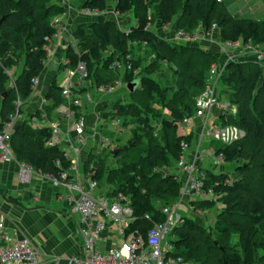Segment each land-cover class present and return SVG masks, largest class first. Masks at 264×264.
Segmentation results:
<instances>
[{"label":"trees","instance_id":"obj_1","mask_svg":"<svg viewBox=\"0 0 264 264\" xmlns=\"http://www.w3.org/2000/svg\"><path fill=\"white\" fill-rule=\"evenodd\" d=\"M111 2L120 15L131 12L137 25L126 32L110 21L79 27L72 34L75 45L66 49L68 63L61 68L73 70L79 62L85 63L87 82L93 78L97 87L113 86L120 76L125 84L137 83L130 93L133 103L118 99L109 105L108 111L102 112L101 119L122 118L125 127L137 125L140 135L136 138L135 126L128 130L129 147L114 156L115 166L110 170L105 171V151L90 153L84 169L87 172L93 165V180L101 182L104 178L112 196L121 194L128 199L132 219L125 236L144 241L154 224L164 220L160 209L173 204L181 195L177 176L165 171L170 167V159H179L183 145L191 143L192 134L181 135L178 128L184 116L193 114L195 98L204 90L209 68L218 62L200 48L168 42L148 26L156 21L166 26L177 19V31L186 35H193L198 28L206 34L217 28L224 42L264 45V21L234 18L217 0H86L83 9L103 12ZM154 5L159 8L158 19L150 13ZM64 13L63 6L52 0H0V130L15 114L16 101L21 102L20 114L32 95L34 81L47 59L48 40L57 32L54 21ZM134 45L145 46L155 54L157 62L152 64V70L160 69L162 62H169L177 77L181 78L184 70L189 72V81L184 77L179 91L182 100L189 99L192 103L181 100L177 106L180 110L164 104L170 119L163 120L161 125L169 132L168 137L157 135L150 124L147 102L158 93V82L149 76L135 77L138 64L132 57ZM128 54L132 57L131 69L123 74L113 71L112 64ZM220 82L224 90L219 98L224 93L229 96V103L219 122L223 127L240 130L243 137L224 144L215 153H222L226 163L244 160L243 164L235 165L240 178L226 172H205L204 190L213 198L192 199L189 204L192 210L203 211L214 202L222 205L212 227L215 238L209 230L184 216L182 224L171 233L175 237L174 251L168 256L194 264H264V64L250 57L231 61ZM189 83L192 94L185 87ZM46 98L52 102L46 110L50 113L64 102L61 87L52 85ZM39 115L38 112L35 117ZM50 138V127H33L23 122L16 125L9 146L18 161L36 172L54 177L66 172L70 179V162L60 147L46 145ZM232 236L237 237L236 247L229 249L224 244Z\"/></svg>","mask_w":264,"mask_h":264},{"label":"built area","instance_id":"obj_2","mask_svg":"<svg viewBox=\"0 0 264 264\" xmlns=\"http://www.w3.org/2000/svg\"><path fill=\"white\" fill-rule=\"evenodd\" d=\"M220 2V0H217ZM89 13L98 14L97 11H87ZM61 30H57L52 39L58 38ZM186 34L178 30L177 38H183ZM229 46L233 45L228 43ZM244 54L253 58L259 64L264 62V52L255 49L250 43L243 47ZM131 55L128 54L122 61H115L111 68L123 74L126 70L131 69ZM228 62L223 64H213L209 68V79L206 80L204 90L195 98L194 112L192 115H186L180 122V127L189 129L193 124L194 118H204L201 125L202 133L208 125L213 127L209 132L215 140L223 144L229 145L234 138L235 131L224 127V131H219L215 124L208 122L211 109L219 107L225 112L228 111V105L221 104L218 95V83L221 81L226 72ZM66 79L61 87V96L64 103L57 107L60 120L51 122L48 127L51 128V138L47 142V146H58L63 150L64 158L70 162V168L76 171V177L68 179L66 172L60 173L57 177L45 175L55 184H63L70 192L67 199L72 202L70 211L77 214L80 220L79 235L81 238V246L77 255L66 258H43L38 251L25 239L16 240L10 244V239L1 234L3 229L4 218H0V264H189L181 257H169L171 247L164 248L166 236L172 233L175 227L182 224L184 217L178 212L185 198L203 199L210 195L204 190L205 173L198 170L195 163H186L183 155L180 156L178 166L186 172L185 181L181 187V195L173 204L163 206L160 210L164 216V220L154 224L147 234L146 240L134 238L132 235L125 236V230L129 226L132 219V210L129 207L128 199L121 194L112 196V189L107 191L100 190V182L93 180L95 175L93 165L86 172L87 183L81 184L78 179L77 168L79 164V155L82 152V146L85 145L86 138V121L80 113L85 110L92 102L90 93L86 89L88 72L86 65L79 62L73 70L65 71ZM123 81L117 79L113 86L100 85L97 89L101 92H113L115 88H121ZM37 80L34 81V86ZM16 112L10 116V120L4 124L0 130V164L9 162L14 159L9 149V141L12 132L17 125L19 116L20 100L16 103ZM93 135L99 139L104 149H111L112 142L105 140L99 133L94 130ZM233 137V138H232ZM186 145H183V154ZM68 150L74 152L76 159L70 158ZM214 156L217 164L224 162L222 153L216 154L210 152ZM33 169L25 163L19 168V181L21 183H29ZM76 194V196L73 195ZM146 218H148L146 216ZM105 221H111L118 227V232L123 238V242L119 245L111 247L106 251H99V243L101 242L102 233L105 230ZM1 241H5L1 243Z\"/></svg>","mask_w":264,"mask_h":264},{"label":"crops","instance_id":"obj_3","mask_svg":"<svg viewBox=\"0 0 264 264\" xmlns=\"http://www.w3.org/2000/svg\"><path fill=\"white\" fill-rule=\"evenodd\" d=\"M85 1L86 0H52V3L60 4L65 9V13L55 20V27L57 30H61V35L53 39L47 47V59L44 68L37 78V83L34 86L32 95L25 102L23 110L17 118V125L27 122L33 127H46L49 123L60 120V115L57 112L58 106L52 109L50 113H47L46 110L52 106V102L46 98V95L52 85L60 86L58 84L59 77H63V82L66 79L65 71L70 69H62L61 66L68 63L66 49L69 46L75 45L72 36L75 30L81 26H89L93 23H104L107 21L116 23L119 29L125 32L137 25L131 12L124 15L116 13L114 10V3L112 2L108 3L106 10L103 12H99L98 14H87V11L83 9ZM226 1L227 0H220V4L226 7L228 4L226 3L225 5ZM153 9L154 11H150V13L158 19V6L154 5ZM234 18L239 19L236 16ZM248 19L262 22L264 21V15L255 17L254 19ZM176 24L177 19H174L166 26H162L156 21L154 25H149L148 29L163 39L176 43L179 40L175 38L177 32ZM216 30L217 31H213V35L210 38L206 39L203 37L199 40L200 42H188V45L198 46L203 49L204 52L215 56L218 59L217 64L229 63L239 58L247 57L243 51V47L247 43L245 44L242 43V41H238L233 44V47H230L231 49H225L226 46H223V44L219 42L221 38L219 29L216 28ZM195 33H193V35ZM250 44L255 49L264 52V45H257L252 42H250ZM11 86L12 83H9V87ZM86 89L91 90L88 83H86ZM218 95L220 96L219 91ZM221 104L223 103L221 102ZM101 105L102 104H97L92 108V113L94 115L92 114V116L89 117L90 120L85 114L80 112L85 118L87 132L88 130H92L93 133L96 127L94 126L93 128V124L96 125L101 119V114L105 111H99L102 107ZM88 107L89 106L86 107L85 111ZM38 112L40 115L37 118L35 114ZM53 113H55L54 119L51 117ZM210 113L219 120V118L225 114V111L219 107H214L211 109ZM202 119L203 118L193 119L192 125L196 127V133H194V129L190 130V128L188 129L189 132H186V134H192V140L200 134L199 125L204 122H202ZM204 132H206V130ZM85 145L82 146V152L79 155V163L82 162L83 170L80 172L79 165L77 168L78 179L81 184H86L88 181L84 169V163L88 155L90 153L96 154L97 151L104 149L98 138H96V146L91 147L88 152L85 151ZM94 148L98 150H93ZM9 149L14 159L0 164V218H4L1 234L6 235L10 239V242L4 244L8 245L16 240L25 239L45 259L66 258L77 255L81 246V238L79 235L80 220L77 214H73L70 211L72 202L67 199L70 192L65 185L55 184L48 177L35 170H33L29 183H21L18 173L20 165L23 162L17 160L10 146ZM197 149L195 152L192 151L187 155V163H195L196 168L204 173L206 171L226 172L231 176L230 173L225 170L222 165L223 163L217 164L214 162L215 165L212 170L204 171L202 167V156H209L210 152L215 153V151L209 149L203 150L200 153L199 148ZM179 169L182 172L181 179L183 184L186 178V172L182 168ZM165 173L171 174L172 172L166 170ZM68 174L70 178L76 177V171L71 168ZM175 176L177 175L175 174ZM177 179L179 181L178 176ZM105 185V182L101 181L99 187L104 189ZM73 195L76 196L75 193H73ZM185 200L189 202L190 199L185 198L183 201ZM105 225V230L102 233L101 242L98 247L99 251L102 252L123 242V238L120 236L118 227L115 223L105 221ZM3 242L5 241H1V243Z\"/></svg>","mask_w":264,"mask_h":264},{"label":"rangeland","instance_id":"obj_4","mask_svg":"<svg viewBox=\"0 0 264 264\" xmlns=\"http://www.w3.org/2000/svg\"><path fill=\"white\" fill-rule=\"evenodd\" d=\"M226 3H228V4L226 5ZM225 5L227 7L228 13L232 17L236 16L239 19H248V18L254 19L255 17H260L261 15H264V0H227L225 2ZM150 9H151L150 10L151 12L154 11L153 7H151ZM88 13L89 12H87V14ZM260 19H262V18H260ZM55 25L56 24L54 21V26ZM153 25H154V23H153ZM212 29H211L212 31H210L209 34H206L202 30V28H198L196 30L197 32L193 36L192 35H185L183 38H177V36L175 35V38L179 39L176 42V44L200 48V47L195 46V45H188V42H193V41L195 42L196 41V43H197V41H199L203 37L206 39L210 38L213 35V31L214 30L217 31L216 28H212ZM167 41L174 43L173 41H170V40H167ZM219 42L222 43L223 46H226L225 49H231L230 47H233V45L229 46L227 42L222 41L221 38H220ZM132 57L134 60H137V64H138V67L135 71V77L149 76V77L155 79L156 82H158V88H159L158 93L155 96H153L151 101L147 102V104L149 105L148 118L150 120L151 126H153V128H154V132L157 135L168 137L169 132L164 130L162 128V125H161L163 120H169L170 119V113L168 110L165 109L164 104L169 103V106H171L173 108H176V109L181 108V107H179V108L177 107L183 98L182 97V91H179V84L184 77H185L184 80L189 81V79H188L189 72L184 70L182 77L179 78L174 74L175 67L173 66V64H171L169 62H162V67L160 69L152 70V64L154 62H157V57L152 52V50H150L149 48H147L145 46L134 45L133 50H132ZM241 63H245V62L242 61ZM245 65H248V64H245ZM120 78H121V76H120ZM206 78L209 79L208 74L206 75ZM92 79L89 82H87L90 86V89H91V90H88V92L90 93V96L92 98V102L89 104V107L87 108L86 111L85 110L81 111L88 118L92 116V114H93L92 108L97 104H102L101 105L102 107L99 111H101V110L108 111L109 105L118 99L122 100V102H124V103H130V102H131V104L133 103L132 99L130 97L131 95L126 88L127 84L124 83L123 78H121V80L123 81L121 88H115V90L113 92H107V93H104V92L97 90L96 89L97 86H96V84H94V81ZM63 83H64L63 77H59L58 78V84L62 87ZM185 87L188 90L187 93H189V94L193 93V90L191 89L190 83H189V85H186ZM223 90H224L223 84H222V82H220L218 85V91L221 93ZM228 97L229 96H226L224 93H222V95L220 97L221 102L228 105L227 104V103H229ZM182 101L187 102V103H192V100H189V99H187V101H184V100H182ZM229 108H231V110H233V111L236 110L235 107L234 108L229 107ZM22 110H23V108H22ZM192 110H193V107H191V111ZM190 115H191V113H190ZM51 117L54 119L55 113H53ZM89 120H90V118H89ZM203 121H204V118L202 119V122ZM208 121L210 124H212V123L215 124L219 131H224V127H222V125L219 123L218 118L214 117L211 113H210ZM130 123H132V122H130ZM201 125H199L200 134L192 140V142L189 146H186V149H185L184 154H183L184 162L187 161V155H189L192 151L195 152L197 148H199V152L201 153L203 150L205 151V150H209V149L216 151L219 147L224 146L223 143L215 140L212 136L209 135V132L213 130L212 126L208 125L206 127V132L202 133ZM94 126H96L95 127L96 132L100 133V135H102V137L105 140H109L112 142L111 149H107V150L102 149L101 150L103 152L105 151L107 154V157L105 158V162H104V167H105V171H108V170H110V168L112 166L113 167L115 166L116 160L114 159L115 157L112 155V151L117 149V148H122L125 145L129 146L128 141L131 138V135L128 132V130L129 129L131 130L135 126L136 132H137L138 126L135 124L134 125L131 124V125L125 127L123 125L122 118L121 119L119 118V121H116V120H113L112 117H110V116L107 119H100L96 123V125L93 124V128H94ZM193 129H194V133H196V127L194 125L190 126V130H193ZM229 129H233L235 131L234 138L232 137L233 141L231 143H233L236 140H239L243 137V133L240 130L236 129L235 127L229 126ZM90 131L88 130V132H87V128L85 130L86 134L90 133V134H87L86 138H85V142H86L85 151L86 152H88L91 147L96 146V138L97 137H94L92 130H90ZM187 131H188V129L185 130V129L181 128L179 125V128H178L179 134L187 135L186 134ZM139 135L140 134H138V132H137L136 138H138ZM199 143H200V145H199ZM93 150H98V149L94 148ZM101 151H97V153L98 152L100 153ZM197 152H198V149H197ZM68 154H69L70 158L76 159L74 152L69 151ZM209 156L208 155L202 156V160H203L202 167H203L204 171L212 170L214 165H215L214 156L210 155V153H209ZM237 161H236L237 165H241L244 163V160H242V159H238ZM178 163H179L178 159L171 158L170 159V167H169L168 171L172 172V174H174V175L176 174L179 177V183L181 185L182 184V179H181L182 172L179 169L180 167L178 166ZM236 163L235 162H231V163L223 162L222 165L224 166L225 170L230 173L231 177L239 179L240 175H238V173L235 170ZM78 165L80 168L79 170L81 172L83 170L82 162H80ZM102 181H104V178L102 179ZM101 189H102V187H100V190ZM109 189H110V187L105 185L104 189H102V190L107 191ZM210 198H213V197H211V195H209L208 197L203 198V199H210ZM181 206L182 207H180L178 209L179 213L183 214V216H185L187 218L192 219L195 223H197L198 225H200L204 229L209 230V232H210L209 234H211L212 238H215V236L213 235L212 227H213V224H214V221H215L217 214L222 209V205L220 203L214 202V204L210 208L205 209L204 211L203 210H192L189 202H187L186 200L182 202ZM236 240H237V237L232 236V237H230L229 242L225 243L224 245L227 246V248H229V249H234L236 247V242H237ZM173 241H175L174 235L169 234L168 236H166L165 242L163 244L164 248L167 249L168 246H170L171 251L173 252L174 251L173 245H172ZM194 260L196 261V258H194ZM189 264H194V263H189Z\"/></svg>","mask_w":264,"mask_h":264},{"label":"water","instance_id":"obj_5","mask_svg":"<svg viewBox=\"0 0 264 264\" xmlns=\"http://www.w3.org/2000/svg\"><path fill=\"white\" fill-rule=\"evenodd\" d=\"M2 19L0 20L1 23ZM137 86V83H129L127 84L126 88L128 90L129 93L133 92L134 88ZM129 146H123L122 148H117L115 150L112 151V155L115 156L117 153H119L122 150H126Z\"/></svg>","mask_w":264,"mask_h":264}]
</instances>
